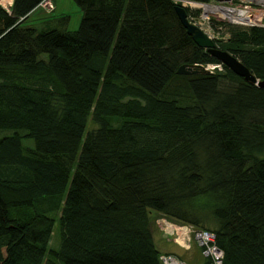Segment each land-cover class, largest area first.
Returning a JSON list of instances; mask_svg holds the SVG:
<instances>
[{
  "label": "trees",
  "instance_id": "trees-1",
  "mask_svg": "<svg viewBox=\"0 0 264 264\" xmlns=\"http://www.w3.org/2000/svg\"><path fill=\"white\" fill-rule=\"evenodd\" d=\"M43 1L0 5V264H163L159 217L212 233L220 264H264V88L195 45L172 0H72L74 30L24 25ZM260 23L210 22L264 81ZM195 246L183 264H209Z\"/></svg>",
  "mask_w": 264,
  "mask_h": 264
},
{
  "label": "built area",
  "instance_id": "built-area-1",
  "mask_svg": "<svg viewBox=\"0 0 264 264\" xmlns=\"http://www.w3.org/2000/svg\"><path fill=\"white\" fill-rule=\"evenodd\" d=\"M172 2L183 7L184 10L187 9V21L197 26L204 34L212 39L216 37L210 24L212 18H217L222 21L225 20L226 22L242 26L260 25L261 21H256L255 19L256 16L264 10V0H208L207 2L195 0H172ZM191 11L192 14H190ZM193 11H197V14H193ZM204 67L209 72L221 69L219 63L206 64ZM158 221V223H161L162 225L168 224L169 226L176 227L175 224H172V222H169L164 218H159ZM182 227H184V231H181V235L179 236L182 239V242L186 238L188 245L190 238L192 237V242L202 248V255L211 259L209 264H220L222 254L213 243L212 233L205 230L195 229L186 224ZM165 259L166 257H161L163 264H166ZM170 262H173L172 259H170Z\"/></svg>",
  "mask_w": 264,
  "mask_h": 264
},
{
  "label": "rangeland",
  "instance_id": "rangeland-1",
  "mask_svg": "<svg viewBox=\"0 0 264 264\" xmlns=\"http://www.w3.org/2000/svg\"><path fill=\"white\" fill-rule=\"evenodd\" d=\"M10 0H0V5L3 8H7L10 4ZM66 15L68 16V22L65 26L67 30H74L77 27L78 20L80 17V12L77 6L74 4L72 0H44V2L38 6L32 13L31 16L24 22V25H34L36 27H41L44 22H50L51 18L56 16ZM258 16V18H257ZM256 16V21L264 20V10ZM225 21V20H223ZM217 38H222L220 33L213 31ZM7 130H0V136L8 134ZM25 145H30L28 141L23 142ZM151 216H155L152 212ZM156 217V216H155ZM157 218V217H156ZM160 218V217H159ZM153 222V237L155 241L154 244L161 252L169 253L170 255H166L165 263L166 264H183L184 258L180 255L181 252L186 250L185 248H189V246L195 245L192 242V237L190 238L189 244L187 245L186 238L182 242V239L179 237L181 235V231H184L185 224H175L174 226H169L168 224L162 225L158 223V219ZM179 225V226H178ZM57 223L56 220L53 223L52 234L49 240V246L55 247L57 244ZM179 237V238H178ZM170 250V251H168ZM181 257V258H180ZM168 258V259H167ZM172 259L173 262H170ZM185 262V261H184ZM174 263V264H175Z\"/></svg>",
  "mask_w": 264,
  "mask_h": 264
},
{
  "label": "water",
  "instance_id": "water-1",
  "mask_svg": "<svg viewBox=\"0 0 264 264\" xmlns=\"http://www.w3.org/2000/svg\"><path fill=\"white\" fill-rule=\"evenodd\" d=\"M175 14L185 29L187 35L195 45L204 49L206 53L222 63L235 75L242 77L247 83L264 88V81H259L255 76L231 53L226 50L219 49L214 44V39L209 38L197 26L191 24L186 19V13L183 7L174 6ZM176 74H207L209 71L201 64H180L176 70Z\"/></svg>",
  "mask_w": 264,
  "mask_h": 264
},
{
  "label": "crops",
  "instance_id": "crops-1",
  "mask_svg": "<svg viewBox=\"0 0 264 264\" xmlns=\"http://www.w3.org/2000/svg\"><path fill=\"white\" fill-rule=\"evenodd\" d=\"M4 9H6V8H4ZM185 249L186 250L181 252L180 255H185V259L188 261V263H191L194 259H195V261H193V262L197 263V261H198V255H197V251L198 250H197V247L195 245L191 244V246H189V248H185ZM168 251H170V250H168Z\"/></svg>",
  "mask_w": 264,
  "mask_h": 264
},
{
  "label": "bare ground",
  "instance_id": "bare-ground-1",
  "mask_svg": "<svg viewBox=\"0 0 264 264\" xmlns=\"http://www.w3.org/2000/svg\"><path fill=\"white\" fill-rule=\"evenodd\" d=\"M174 264V263H173Z\"/></svg>",
  "mask_w": 264,
  "mask_h": 264
}]
</instances>
